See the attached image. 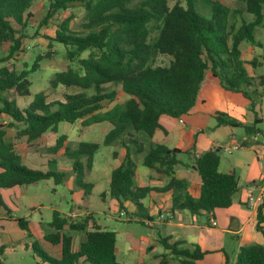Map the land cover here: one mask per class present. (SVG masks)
<instances>
[{"label": "trees", "instance_id": "1", "mask_svg": "<svg viewBox=\"0 0 264 264\" xmlns=\"http://www.w3.org/2000/svg\"><path fill=\"white\" fill-rule=\"evenodd\" d=\"M35 1L0 0V92L14 91L18 97H30V75L41 68V61L53 57L54 43L66 47L69 59L76 61L79 69L69 66L49 80L53 89L64 87L60 100L50 101L44 92H40L27 107L20 108L14 100L0 96V115L12 120L6 126L0 123V204H3V189L49 179L60 185L67 177L63 172L36 171L24 166L13 143L6 141L5 127L14 128L16 138L26 137L28 143H33L47 132L57 134L62 123L80 122L83 127H89L107 122L112 129L102 145L120 142L127 151L123 164L112 172L109 195L119 201L120 209L124 211L121 217L128 215L125 202H131L137 212L130 216L151 220L141 203L149 189L135 185L137 165L134 157L144 153V145L137 134L143 132L153 137L162 128L160 117L163 115L174 118L188 115L196 105L207 71H211L225 89L243 93L255 108V102L262 95L259 87H264V76L259 77L257 87L248 91L254 85V79L245 67L241 45L248 43L264 49V43L256 39L257 29L264 24V0H238L240 6L234 10L223 1L203 0L211 8L210 18L197 12L196 0H178L173 7L169 6L168 0H139L137 4L138 0H43L49 3V9L40 22L41 27L79 3L86 11L85 32L71 29L74 19L71 15L57 26L53 37H44L49 41V51L39 55L31 70L27 63L20 70L17 66L11 69L8 64L19 60L18 55L23 51ZM251 16L254 18L250 22ZM85 52L89 55L83 58ZM160 57L169 58L168 64H157ZM251 65L257 67V60ZM108 84L114 86L110 91L106 88ZM70 89H76V92H69ZM81 90H93V93L89 95ZM122 94L128 96L124 103L102 111L119 101ZM260 123L256 119L253 126H246L231 117L218 116L219 126L243 127L248 135H264V130L257 129ZM66 141L65 135L58 137L49 151L57 153L65 148V157L72 161L78 174V187L89 195L93 185L85 184L83 178L86 171L92 169L94 155L102 145L81 142L73 149L65 145ZM180 154L182 152L177 149L152 144L143 158L146 167L171 178L167 188L174 191L173 209L199 215L229 208L239 190L238 178L235 174L220 173L219 151L210 149L194 161L192 168L199 173L202 182L199 199L182 193L185 183L174 176L176 166L181 164ZM83 160L85 164H82ZM263 208L264 201L259 207L260 221L263 220ZM17 223L22 230L29 231L28 221L18 219ZM52 226L57 232L46 235L45 239L62 246V258L51 257L33 243V251L42 261L49 264H119L116 232L101 230L93 214L77 221L61 218L55 211ZM66 226L69 231L85 234L77 251L73 247V237L65 233ZM163 243L166 249L184 258L199 260L204 256L197 249L194 252L180 249L179 243L170 245L167 240ZM235 264H264V245L242 247Z\"/></svg>", "mask_w": 264, "mask_h": 264}, {"label": "crops", "instance_id": "2", "mask_svg": "<svg viewBox=\"0 0 264 264\" xmlns=\"http://www.w3.org/2000/svg\"><path fill=\"white\" fill-rule=\"evenodd\" d=\"M248 21H253V18L249 17ZM262 27L264 28V24L259 28ZM259 28L256 32V39L264 43L257 38ZM241 50L242 59L245 62L249 76L256 80L260 76H264V74L256 72V69L264 68V49L243 43ZM253 60H257V67L253 68L252 73H250L248 65L252 66ZM263 88L259 87L262 95L257 99L255 108H253L252 102L243 93L225 89L221 81L211 71H207L196 105L188 115L182 118L163 115L160 117L162 128L158 129L153 137L137 134L139 141L144 145V153L134 157L137 165L135 185L137 188L149 189L141 203L146 215L153 220V226L146 224L147 219L129 215L137 212L136 206L131 202H125V211L128 215L124 216L126 218L121 217L124 211L120 209L119 201L109 195L112 172L123 164L127 154L126 149L120 142L113 144L115 149L112 153V159L103 173L104 167L98 166L96 168L95 157L93 158L92 169L86 174L89 177H105L108 189L104 192L106 200L103 199V202L106 205L110 202L112 210L119 213V219L116 215L109 216V219L125 222L124 225L120 224L112 230L109 229L108 224L101 226L97 223L103 231L116 232V257L119 264H185V260L194 264H226L228 261L235 264L242 247L264 245V208L262 211L263 220L260 221L259 219V207L262 204L261 197H264V163H260L259 156H264V135L259 133L248 135L243 127L218 125V116L223 115L231 117L246 126H253L256 119H259L261 123L257 126V129L264 130ZM3 93L5 94V92H0V96H4ZM126 97L127 100L128 96ZM117 103L124 102L116 101L108 109L105 108L102 111L110 110ZM11 121L8 116L0 115L1 124L6 126ZM63 124L67 123L60 124L59 132L55 134L53 140L46 141V139H50L49 135L52 134L47 132L37 142L33 143H28L26 137L16 138L17 131L14 128L5 127L4 130L7 132L6 141L13 143L23 165L31 170L63 172L64 169H67V172H70L72 167L69 161L71 162V160L65 157V148L57 153L49 151L56 144L57 138L65 135L67 137L65 145L69 147H71L69 143L75 142H78V144L89 142L102 145L106 135L112 129V126L107 122L95 124L87 127V130L91 134L100 131V134L95 136L98 137L96 140L93 138L94 134L90 136L87 131L84 135L77 134L78 129L75 131L77 132L76 138L73 139L74 134L71 136L67 132L60 131ZM79 124L81 125L79 122L68 124V126L77 128ZM88 135L89 140H87ZM232 143L241 144L243 147L232 153L221 155L220 153L224 152V148ZM152 144L165 145L169 149H177L182 152L178 157L181 164L176 166L174 176L177 180L185 183L186 188L182 193H188L194 199H199L202 187L199 173L192 168L194 161L210 149L218 150L220 173L235 174L238 178L239 190L233 197L232 205L226 209H216L212 213L202 212L199 215H194L189 210H174V191L167 188L171 178L158 174L143 164L144 155ZM115 152H117V156H114ZM58 161L61 163L60 165H58ZM37 183L8 190L4 189L1 194L5 201V196L7 199L12 198V196L6 194L16 193L17 188L29 187ZM89 184L93 185V189L89 196L86 192L81 195L78 210L73 207L70 213L64 216L58 210H54L53 219L55 211L60 213L61 218H69L72 214L76 215L79 217L77 221L87 215H94L90 210L89 203H91L90 197L97 186L94 182ZM73 188L75 191L74 186ZM251 196L258 200L256 206H250L247 203L248 198ZM161 215H172L174 218L170 221H160L158 219ZM212 218L214 223L211 222ZM0 219L17 225L15 216L5 208L0 210ZM109 219L106 221L109 222ZM28 223L30 222L28 221ZM51 224L52 232H43L42 239L46 249L53 254L51 257L60 260L62 258V246L53 245L45 239L46 235L57 232ZM89 231H92L90 227ZM65 233L73 237V247L77 251L84 240L85 234L69 231L68 226L65 227ZM164 240H167L170 245L179 243L178 247L180 249H187L191 252L197 249L204 256L199 260H194L175 255L171 250L165 248ZM1 249L4 250L6 247L2 246ZM35 259L38 260L37 264H49L42 261L38 256H35Z\"/></svg>", "mask_w": 264, "mask_h": 264}, {"label": "rangeland", "instance_id": "3", "mask_svg": "<svg viewBox=\"0 0 264 264\" xmlns=\"http://www.w3.org/2000/svg\"><path fill=\"white\" fill-rule=\"evenodd\" d=\"M177 1L178 0H168L169 6L173 7ZM219 1L225 2L230 6L232 10L237 9L240 6L238 0ZM138 2L139 0L136 1L135 4H137ZM195 8L197 12H199L206 18L211 17V8L203 0H196ZM48 9L49 3L47 1L36 0L34 2L32 9L33 18L29 22L26 38L23 40V51L18 55L20 56L19 60H16V62H14L13 60L8 64L11 69L17 66V68L20 70L24 67V64L27 63V68L31 70L39 55H43L44 52L49 51V41L44 37H53L55 35L57 26L64 19L70 17L71 15L74 17L73 21L71 22V29L78 33L85 32L83 25L85 23L86 11L81 4L76 3L72 5L68 10L57 14L50 21L49 25L41 27L40 22L46 16ZM252 18L254 17L251 16V19ZM259 30L260 31L257 33V38L258 40L264 42V28H259ZM155 35L156 34H154V36ZM52 51L53 57L51 59H45L41 61V68L30 75V80L32 82L30 97H18L14 91H7L5 92V94L3 93V95L10 100H14L20 108L27 107L30 102H32L34 96L40 92H44L48 96L50 101L55 99L60 100L62 97V93L65 91L63 89L64 87L53 89L50 86L49 80L53 77L54 74L67 70L69 66L75 70H78L79 65L76 61L73 62L69 59L67 49L64 45L54 43ZM88 55L89 52H85L82 57L86 58L88 57ZM168 62L169 58L164 57H160L157 60V64L162 65L168 64ZM253 68V66L248 65V70L250 73H252ZM256 72H258L259 74H264V68L260 67L256 69ZM253 84L254 85L252 87L248 88V91L251 92L254 87H257L259 85V81L254 79ZM112 87L114 86H110L109 84L106 85V88L109 91ZM115 89H119V87L115 86ZM81 91L86 92L89 95L93 93V90ZM262 91H264V88ZM69 92H76V89H70ZM77 92H80V90ZM126 98L127 97L125 95H120L119 102H125ZM109 107H107V109ZM76 129H78V133L75 132ZM87 129V127H83L80 124L77 126V128L68 126V124H63L60 131L67 132L68 134H71V136L74 134V136H72L73 139L76 138V133L84 135V133L87 131L90 136L94 134L93 138L96 140L98 137L95 136L100 134V131L93 132L91 134V132ZM52 134L49 135L50 139H46V141L53 140L56 133ZM140 134L146 135L143 132H141ZM89 135L87 137V140H89ZM69 145L74 149L77 148L79 144L78 142H75L69 143ZM100 148L101 149L97 153H95L94 159L96 168L98 166L104 167L102 170L103 173L109 161L112 159L111 157L115 147L113 145H102ZM225 153V151H222L220 154L226 155ZM66 160L69 161L68 159ZM83 163L85 164L84 160L82 161V164ZM60 164L61 163L58 161V165ZM69 164L72 167V161H69ZM63 172L67 173V177L65 180L66 184L56 185L54 179H49L29 187L17 188L16 193L10 192L9 194H6L7 196H12V198L10 197L7 199V197L5 196V201L3 195L1 194L3 204H0V210L5 208L10 212V214L15 216L16 221L18 219H25L30 223H28L29 231H24L19 228V224L17 222L16 225L13 222L0 219V249L2 246L6 247V249H4L2 253H0V264H37L38 260L35 259V256L37 255L34 253L32 248L33 243H37L38 246L48 255H53L46 249L42 239L43 232H52L50 224L53 222V211L58 210L61 215L64 216L65 214H69L73 207L78 210L79 203L81 202L80 197L81 195H83V193L86 192L85 189L78 187V174L74 171L73 167L70 172H67V169H64ZM104 178V176H101L99 178L98 176L89 177L87 174H85L83 181L85 184L91 182H94L96 184L97 187L94 189V193L90 197V210L94 213L95 219L98 224H100L101 226H105L106 224H108V226H110L109 229L112 230L120 224L124 225L125 222H117V220L109 219V216L115 215L119 219V213H116L112 210L110 202L107 203V205L103 202L104 200H106V198H102V194L108 189V183ZM73 186L75 187V191ZM69 218L71 220H77L79 217L72 214ZM108 219L110 220L109 222L106 221ZM80 264L90 263L81 262Z\"/></svg>", "mask_w": 264, "mask_h": 264}, {"label": "built area", "instance_id": "4", "mask_svg": "<svg viewBox=\"0 0 264 264\" xmlns=\"http://www.w3.org/2000/svg\"><path fill=\"white\" fill-rule=\"evenodd\" d=\"M242 147H243V145H241V144L232 143L231 145L226 146L224 148V151L226 153H232L234 151L240 150ZM259 159H260V163L261 164L264 163V156H259ZM261 201L263 203L264 197H261ZM247 203L250 206H256L257 203H258V200L254 199V197L251 196V197L248 198V202ZM122 215H124V213H122ZM173 218L174 217L172 215H167V216L161 215L158 220H160V221H166V220L170 221V220H173ZM211 222L214 223V219L213 218L211 219ZM146 224L148 226H153L154 222H153V220H146Z\"/></svg>", "mask_w": 264, "mask_h": 264}]
</instances>
